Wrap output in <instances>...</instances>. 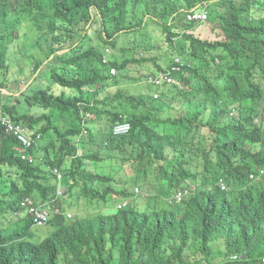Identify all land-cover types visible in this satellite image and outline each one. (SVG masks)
<instances>
[{"label": "trees", "instance_id": "16d2710c", "mask_svg": "<svg viewBox=\"0 0 264 264\" xmlns=\"http://www.w3.org/2000/svg\"><path fill=\"white\" fill-rule=\"evenodd\" d=\"M204 1L208 20L195 24L185 12L196 0H0V114L27 121L48 150L46 164H30L11 142L4 152L0 139V264H213L217 254L218 264H264V174L249 179L264 167V0ZM27 29L43 54L33 74L47 62L17 97L1 91H11L13 66L16 80L27 76L15 54ZM106 47L112 54L103 63ZM176 57L184 64L171 83H144ZM25 61L31 65L29 55ZM126 78L149 91L118 89L91 105L94 84ZM81 111L103 125L91 123L75 143ZM121 114L131 129L114 135L110 124ZM47 165L63 166L77 209L88 197L112 207L70 222L51 216L59 226L35 243L29 217L5 219L24 197L53 190L43 182ZM124 199L129 207L113 211Z\"/></svg>", "mask_w": 264, "mask_h": 264}, {"label": "clouds", "instance_id": "9594fccd", "mask_svg": "<svg viewBox=\"0 0 264 264\" xmlns=\"http://www.w3.org/2000/svg\"><path fill=\"white\" fill-rule=\"evenodd\" d=\"M197 4L190 8L189 11L185 12V20L188 22H193L195 24H201L204 23L208 20V3L207 1L204 0H196ZM201 13H205V17H200L198 15H200ZM193 15L194 18L189 19L188 15ZM186 32H188V29L185 30ZM179 37H173V41L176 42V40ZM24 39V38H23ZM22 39V40H23ZM35 41L33 40L32 44L34 45ZM108 50V51H107ZM66 50H60L58 51L59 53H63ZM57 52V53H58ZM20 53V50L19 52ZM18 53H15L17 58L20 60V58L18 57ZM112 54V50L109 47L104 48V55L102 58V62L103 63H108V57H110V55ZM21 55H24L23 58L25 60V57L27 55H29L30 58V63L31 65H29L26 61V63L24 65H19V66H23L27 68V75L30 74L29 78H27V76L25 78H19L22 80H16L17 77H19V75L15 76V78H13V80L17 83L18 86H16L17 88H21L22 91L26 90L28 88V85H30L31 82H33L34 78L38 75V73L41 70V67L45 64V62H47V59L42 63V65L40 66V68L38 69V71L33 74V71L36 69V63L38 62V60H40L41 58H43V54L41 52V50L39 49V47L35 48L34 46L26 51L24 49V51L22 50ZM53 56V55H51ZM51 56L49 59H51ZM20 62V61H19ZM174 64L171 65V67L165 71V72H157L155 75L149 76L146 78V80L144 81L145 84L147 85H151L152 87H160L162 85H164L165 83H171L174 80V73L178 70H180V67L183 66L184 62L176 57L174 59ZM20 64V63H19ZM18 69V65L16 67ZM15 68V69H16ZM112 70H114L112 72ZM168 71L171 72V77L172 80L170 82L167 81H162L159 84H155L152 80L159 77L160 74H165ZM117 73V70L115 67H112L110 69V74L111 75H115ZM13 75V74H10ZM132 74H129V77ZM14 76V75H13ZM9 78V75H8ZM123 81H129V78L124 79ZM129 82H134V81H129ZM121 83V82H120ZM119 84H114V85H107L106 87H103L100 83H96L94 84L95 86L93 88H91V93L93 94V96L90 94L91 96V105H95L93 104L95 102V100L97 98H104L109 94H114L118 89L123 90L119 85ZM9 90L10 86H6ZM116 88V90H112ZM125 91H127V89H124ZM123 90V91H124ZM2 91L5 94L8 95H16L18 92H16V90H11L8 91L6 88H2ZM1 91V92H2ZM124 91V92H125ZM141 92V91H140ZM20 94V93H19ZM137 94V92H136ZM1 95V94H0ZM156 95V96H155ZM159 92L157 91H153L152 92V97L154 99H158L159 98ZM17 96V95H16ZM232 114V113H231ZM81 120H80V126H81V132L78 133V135L76 137L73 138V141L75 143H78L81 139L86 138L87 135H89L88 132V127L90 126L91 123H94L97 126H102V122L99 121L97 122L96 119H93V116L91 114L90 111H81ZM121 118L119 120H117L116 122H112L110 124V122L107 119H104V122L106 125L110 124L111 125V129L114 135H124L127 134L130 129H131V123L130 121L127 119L126 116H124L123 114L120 115ZM2 119H8V121H10L11 123H13L15 126H20L21 128H23V132L28 136V138H30L32 140V143L30 146L25 147L20 140L17 138V135L15 134V132H7L5 126L1 123ZM27 121L25 120H19V121H15L13 120L11 117L7 116V115H3L0 114V139H1V143L3 145V151L6 152L7 151V145L8 143L11 142V146L10 149L17 151L19 154V158L27 163H42V164H46L45 163V159H46V155L48 153V150L46 148L45 145V139H42V133L40 132H32L30 127H28V124H26ZM98 123V124H97ZM255 123H257V119L255 120ZM15 142H17V144L15 145ZM77 149H78V154L81 153V148L79 145H77ZM22 155H32L33 156V160L29 161L27 158H22ZM69 161L71 162L73 160L74 157H68ZM48 169L50 170L51 174L48 177L49 181L48 184L52 185L53 190L52 191H46L44 194H39V197L35 198L34 195L33 196H27L24 197L21 202H20V210L16 211V213H12V214H8V219L5 220H10L11 222L16 220L17 218H27L29 217L31 219V225H30V232H32V229L36 226H42V225H51L49 224V220L51 218V216H59V217H63V220L65 222H70L71 220L74 219H79L82 218L84 213L82 211H80L79 209H77V207H75L72 204V199L70 198L68 189L63 185L64 184V172H63V166H58V165H47ZM264 174V167H260L258 169H255L253 171H251V173L249 174V179L253 180V181H257L260 179V177ZM218 184L220 185L221 190H226L227 189V185L225 184L224 180L222 178H219ZM222 185H224L225 187L223 188ZM99 187V192L103 191L105 189V186H101V183H98L95 185V187ZM192 186V185H191ZM193 189H196L194 186H192ZM134 192L137 194L139 192V188L135 187L134 188ZM191 190L186 188L184 190L181 191H177L175 194V198L178 202H181L188 194H190ZM86 201L88 200L89 202H92L93 204H96L97 206H94L93 208L96 209L97 212H101L104 209H108V205L105 204V201L102 199H97L94 200L91 197H88L85 199ZM68 202L69 206L71 207H66L65 203ZM112 204V203H111ZM114 204V203H113ZM130 205V201L129 199H124L121 201H118L116 204L113 205V211H116L118 209H126L128 208ZM33 207V209H32ZM73 212V214L70 211ZM35 211L40 212L39 214H41V223H38L35 221ZM96 212V213H97ZM88 214H94V212H88ZM12 217V218H11ZM56 222L57 220H55V229H56ZM5 225V224H4ZM15 225H13L12 227H14ZM12 230V228L10 229V231ZM29 232V233H30ZM55 232V230H53L51 233ZM29 233L27 234V236L29 237ZM48 235V234H47ZM35 236V235H34ZM36 243V242H35ZM212 248L217 252L219 250L223 249V244L222 242H217V243H213V245H211ZM232 260H237V256L233 255L232 256ZM220 257L219 255H215L214 260H213V264L219 262ZM21 264L18 260H15L13 264ZM220 264V263H219Z\"/></svg>", "mask_w": 264, "mask_h": 264}, {"label": "rangeland", "instance_id": "374dc122", "mask_svg": "<svg viewBox=\"0 0 264 264\" xmlns=\"http://www.w3.org/2000/svg\"><path fill=\"white\" fill-rule=\"evenodd\" d=\"M200 27V26H199ZM199 27H197V30L199 29ZM33 38L31 37V32L29 31V29H27V35L26 36H24V39L19 43V49H20V53H18V57L20 58V64L19 65H24L26 62H25V60H24V58H23V56L24 55H21V52H22V50L24 51V49L26 50V51H28V50H30L34 45L32 44V42H33ZM154 40H157V41H159V37L158 36H155V38H154ZM159 44L160 43H162V41H159L158 42ZM158 51H162V48L161 49H159V50H152V51H149L148 52V54L147 53H144V55H146V56H150V55H153V54H157V52ZM152 62H146V63H144L143 64V66H142V70L143 71H146L147 70V66L148 65H150ZM17 67V65H15V66H13V68H12V73L14 74V76L13 75H10L9 74V78H8V80H7V85L8 86H10V89L11 90H16V86H18L17 85V83L13 80V78H15V76H16V73H15V71H13L15 68ZM134 70H136V68H134ZM135 72H131V74H134ZM29 76H30V74H28L27 75V78H29ZM13 77V78H12ZM46 80H48V79H46ZM42 80H37L36 81V83H37V85L39 86V87H44V86H42V82H41ZM41 82V83H40ZM51 83L49 82V87H51ZM123 90L126 88L127 90H129L130 91V93H132V94H135V92H140V91H142V92H144V93H147L148 91H149V88L147 87H145V86H143L142 87V83L140 82H129V81H122L121 83H120V85H119ZM53 89L55 90V87H53ZM112 90H116V88H114V89H112ZM125 91V90H124ZM129 91H126V92H129ZM3 92V91H2ZM68 92V91H67ZM4 93V92H3ZM17 95V97H19V93H17L16 94ZM0 97H1V95H0ZM46 112L50 115V111L49 110H46ZM170 114L171 115H175L176 114V112L175 111H173V110H170ZM60 126L62 127V129L64 128L63 126H62V124H60ZM49 181V179L48 178H46L45 180H43V182H48ZM106 186V185H105ZM143 192L141 191V189L139 188V192L136 194L137 196H139V195H141ZM106 205H108V209H107V211H109V209L112 207L111 206V203H105ZM65 206L66 207H71V206H69V203L68 202H66L65 203ZM94 206H97L96 204H93L92 202H89L88 200L87 201H85V203H83V205L81 206V209H80V211H82L83 213H84V215H87L88 214V212H94V213H96L97 211H96V209H94L93 207ZM70 211H71V208H70ZM74 212V211H73ZM73 212L71 211V213L73 214ZM12 218V217H11ZM59 226V222H56V228ZM53 230H55V224L53 225V226H51V225H42V226H36V227H34L33 229H32V233H33V235L30 237V239L31 240H33L34 242H36V243H39V242H41L42 240H43V238H45L46 237V235L49 233V232H51V231H53ZM35 235V236H34Z\"/></svg>", "mask_w": 264, "mask_h": 264}, {"label": "built area", "instance_id": "2783aa9c", "mask_svg": "<svg viewBox=\"0 0 264 264\" xmlns=\"http://www.w3.org/2000/svg\"><path fill=\"white\" fill-rule=\"evenodd\" d=\"M198 16L205 17L206 15H205V13H201ZM188 18L191 19V18H194V16L189 14L188 15ZM113 71L114 70H112V72ZM171 80H172L171 72L168 71L165 74H160L159 77L153 79L152 81L155 84H159L162 81L170 82ZM1 123L5 126L7 132H9V133L12 132V131L15 132V134L17 135V138L20 140V142L25 147H28V146L31 145L32 140L30 138H28V136L23 132V128H21L20 126H15L13 123H11L10 121H8V119H2V122ZM22 158H27L29 161H32L33 160V156L32 155H22ZM222 187L224 188L225 186L222 185ZM32 209H33V207H32ZM39 213L40 212L35 211V214H36L35 221L38 222V223H41L42 222V220L40 218L41 217V214H39Z\"/></svg>", "mask_w": 264, "mask_h": 264}]
</instances>
